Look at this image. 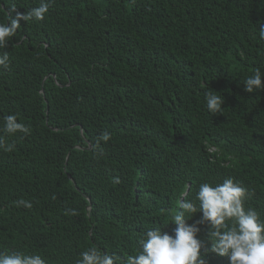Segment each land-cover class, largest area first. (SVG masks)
Here are the masks:
<instances>
[{"label":"trees","instance_id":"1","mask_svg":"<svg viewBox=\"0 0 264 264\" xmlns=\"http://www.w3.org/2000/svg\"><path fill=\"white\" fill-rule=\"evenodd\" d=\"M13 3L23 13L39 0H0V21ZM20 24L2 50L0 118L16 114L30 133L0 150V252L75 264L96 246L124 259L146 228L172 234L188 184L191 198L227 177L264 219V91L242 84L264 72V0H54ZM209 90L222 113L206 110Z\"/></svg>","mask_w":264,"mask_h":264},{"label":"clouds","instance_id":"2","mask_svg":"<svg viewBox=\"0 0 264 264\" xmlns=\"http://www.w3.org/2000/svg\"><path fill=\"white\" fill-rule=\"evenodd\" d=\"M53 3L54 0H39L38 6L23 13L17 11L14 3L4 9L8 15L6 20L0 21V68L10 67L9 53L2 50L20 29V22L43 20ZM258 35L264 40V25L258 27ZM262 80L264 72L256 68L243 79L244 91H264ZM216 93L213 90L204 93L205 108L211 115L222 113L224 109V98ZM0 133V150L11 152L15 144L7 143L6 137L17 133L27 135L30 127L19 122L16 114H8L0 118ZM111 138L110 132L101 133L94 146V157L103 154L101 142L106 143ZM189 187L190 184L178 208L169 215L170 223L175 225L172 234L163 231L162 226L146 228L138 238L135 254L122 259L115 252L90 246L79 253L75 264H206L205 254L208 253L226 257L229 264H264V219L255 208L246 207L249 190L232 177L214 184L200 183L191 198L187 194ZM14 203L27 209L33 206L25 199ZM197 212L201 214L199 220L188 223ZM200 225H207L206 239L198 236ZM0 264H46V260L38 253L9 251L0 252Z\"/></svg>","mask_w":264,"mask_h":264},{"label":"water","instance_id":"3","mask_svg":"<svg viewBox=\"0 0 264 264\" xmlns=\"http://www.w3.org/2000/svg\"><path fill=\"white\" fill-rule=\"evenodd\" d=\"M41 92H42V90H41ZM80 130H81V127H80ZM188 190V189H187ZM90 207V204L88 205V208Z\"/></svg>","mask_w":264,"mask_h":264}]
</instances>
